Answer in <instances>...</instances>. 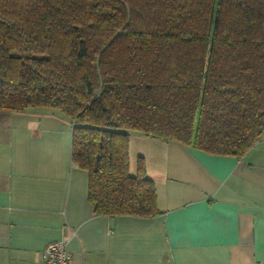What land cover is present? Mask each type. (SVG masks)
I'll return each mask as SVG.
<instances>
[{"label":"trees","instance_id":"obj_1","mask_svg":"<svg viewBox=\"0 0 264 264\" xmlns=\"http://www.w3.org/2000/svg\"><path fill=\"white\" fill-rule=\"evenodd\" d=\"M56 111L100 216L158 214L129 132L243 157L264 138V0H0V111Z\"/></svg>","mask_w":264,"mask_h":264},{"label":"crops","instance_id":"obj_2","mask_svg":"<svg viewBox=\"0 0 264 264\" xmlns=\"http://www.w3.org/2000/svg\"><path fill=\"white\" fill-rule=\"evenodd\" d=\"M139 160L158 214L96 215L69 119L0 111V264H41L57 241L71 264H264V138L235 158L129 132L131 175Z\"/></svg>","mask_w":264,"mask_h":264},{"label":"built area","instance_id":"obj_3","mask_svg":"<svg viewBox=\"0 0 264 264\" xmlns=\"http://www.w3.org/2000/svg\"><path fill=\"white\" fill-rule=\"evenodd\" d=\"M41 264H71L70 254L65 250V243L57 241L47 245L42 253Z\"/></svg>","mask_w":264,"mask_h":264},{"label":"rangeland","instance_id":"obj_4","mask_svg":"<svg viewBox=\"0 0 264 264\" xmlns=\"http://www.w3.org/2000/svg\"><path fill=\"white\" fill-rule=\"evenodd\" d=\"M129 158H130V163H132V162H133V157H132V155L129 156Z\"/></svg>","mask_w":264,"mask_h":264}]
</instances>
